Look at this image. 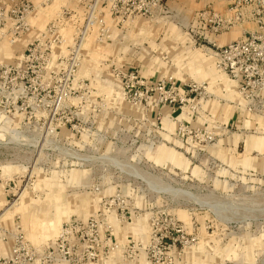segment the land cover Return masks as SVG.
Listing matches in <instances>:
<instances>
[{
	"label": "rangeland",
	"instance_id": "1",
	"mask_svg": "<svg viewBox=\"0 0 264 264\" xmlns=\"http://www.w3.org/2000/svg\"><path fill=\"white\" fill-rule=\"evenodd\" d=\"M207 1L128 18L126 1L110 16L40 0L26 32H0V264H264V132L243 128L223 74L196 80L178 49L190 26L203 59L192 16ZM134 72L208 95L197 114L145 101Z\"/></svg>",
	"mask_w": 264,
	"mask_h": 264
},
{
	"label": "built area",
	"instance_id": "2",
	"mask_svg": "<svg viewBox=\"0 0 264 264\" xmlns=\"http://www.w3.org/2000/svg\"><path fill=\"white\" fill-rule=\"evenodd\" d=\"M18 1L0 0V32L11 36L13 40L29 29L28 17L34 10L32 3ZM50 1L42 0L45 4ZM125 1L131 3L128 18L138 15L155 17L170 8L168 0H79L80 3L93 5L92 12L97 10L101 13L100 10L106 7L110 16L116 12L118 3ZM214 3L222 6L216 8ZM192 19L195 23L203 22L209 33L203 38L206 46L215 50L213 67L225 76L224 82L233 88V106L241 120L252 121L253 127L249 130L264 132V0H210L194 12ZM236 26L240 27V35L219 45L217 38ZM187 29L193 48L201 35L197 36L190 26ZM131 77L141 87V96L145 101L155 99L163 104H172L173 107L188 106L193 114L199 112L200 100L208 95L205 82L178 84L172 76L149 80L138 72L132 73ZM15 232L17 252L22 249L21 245L27 247L28 244L19 224L15 225ZM26 257L21 264H31L34 257L32 252ZM76 260L74 264H84V255Z\"/></svg>",
	"mask_w": 264,
	"mask_h": 264
},
{
	"label": "crops",
	"instance_id": "3",
	"mask_svg": "<svg viewBox=\"0 0 264 264\" xmlns=\"http://www.w3.org/2000/svg\"><path fill=\"white\" fill-rule=\"evenodd\" d=\"M40 0H31L32 4L34 5L35 3L38 4ZM65 3H69L70 2H73L74 0H63ZM79 1V0H78ZM227 33H230V32H227ZM184 38H188V35H183ZM237 37V34L234 33L233 35H230L229 39H225L224 38H221L220 41H222L221 43L222 44H225L227 43V41H230V40H233L234 38ZM186 38V39H187ZM189 40V38H188ZM182 46V47H181ZM208 48V49H207ZM178 49H180L181 51L180 52H188L189 54V57H188V63L190 65H193V68H194V72L196 73V80H205L206 82L208 83H212V84H215V85H223V83L221 82L222 80H216L214 79V77H217V75H212L211 73L213 72L212 69H213V66H212V63L210 61V58H214V53H215V50L212 49V48H209V47H202V48H198V50H203L205 54H203V59H201L199 62L198 61H193L192 60V56L191 54L193 53L192 51L196 50L194 48H191L190 45H179ZM205 56V57H204ZM204 63V64H203ZM188 64V65H189ZM199 70L200 73L197 74L196 70ZM215 71V69H214ZM216 72V71H215ZM222 75V74H221ZM224 76V75H223ZM235 114H237L235 112ZM239 116V115H238ZM253 127V123L252 121H248V120H244V123H243V128H246V129H251ZM256 132H259L258 130Z\"/></svg>",
	"mask_w": 264,
	"mask_h": 264
},
{
	"label": "bare ground",
	"instance_id": "4",
	"mask_svg": "<svg viewBox=\"0 0 264 264\" xmlns=\"http://www.w3.org/2000/svg\"><path fill=\"white\" fill-rule=\"evenodd\" d=\"M204 64V63H203Z\"/></svg>",
	"mask_w": 264,
	"mask_h": 264
}]
</instances>
